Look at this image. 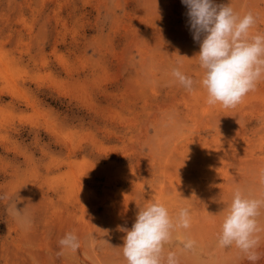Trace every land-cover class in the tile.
I'll return each mask as SVG.
<instances>
[{"label":"rangeland","instance_id":"374dc122","mask_svg":"<svg viewBox=\"0 0 264 264\" xmlns=\"http://www.w3.org/2000/svg\"><path fill=\"white\" fill-rule=\"evenodd\" d=\"M214 3L258 14L250 32L264 34V0ZM187 12L0 0V264H127L121 229L152 201L190 210L164 246L180 264H253L218 234L237 189L264 198V78L234 108L209 105ZM257 219L264 264V208ZM68 232L75 251L59 244Z\"/></svg>","mask_w":264,"mask_h":264},{"label":"clouds","instance_id":"9594fccd","mask_svg":"<svg viewBox=\"0 0 264 264\" xmlns=\"http://www.w3.org/2000/svg\"><path fill=\"white\" fill-rule=\"evenodd\" d=\"M181 2L188 9L193 40L200 42L198 57L204 69L200 83L206 90L207 103L220 104L224 108L236 107L264 78V34L250 32L258 14L248 11L240 16L230 4L217 5L214 0ZM172 76L186 90H193L196 82L179 68H173ZM260 182L264 184V171L260 174ZM262 208L264 198H254L237 189L218 234L219 246L234 244L255 264L260 259L256 251L261 231L257 218ZM190 227L189 208H181L174 219L164 204L148 203L140 208L131 229H121L126 233L122 249L127 264H180L175 252L165 254L164 246L172 241L175 229ZM59 244L73 251L80 247L74 232L66 233ZM195 247V240L183 241L184 249L193 250Z\"/></svg>","mask_w":264,"mask_h":264}]
</instances>
